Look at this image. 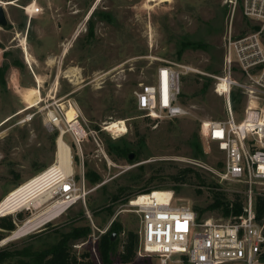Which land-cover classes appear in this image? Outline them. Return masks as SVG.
<instances>
[{
  "label": "rangeland",
  "instance_id": "1",
  "mask_svg": "<svg viewBox=\"0 0 264 264\" xmlns=\"http://www.w3.org/2000/svg\"><path fill=\"white\" fill-rule=\"evenodd\" d=\"M0 2L7 19L0 27V200L55 162L59 132L48 125L49 108L66 112L65 107L72 106L88 132L80 150L69 135L63 136L71 148L76 193L84 194V203L77 201L13 238L12 232L50 201L0 215L10 216L15 224L9 232L0 228V251L41 249L73 226H88L89 234L73 242L70 253L76 256L74 264H98L99 238L115 220L123 231L114 238L115 252L109 259L121 264L124 233L133 231L139 237V216L129 205L137 195L153 189L170 191L172 202L193 208L198 219H226L220 208L211 207L215 191L227 199L239 196L245 203L244 183L222 176L224 152L201 135L202 121L224 120L227 115L226 98L214 91V76L224 72L227 30L231 25L233 35L240 36L254 27L238 5L232 12L230 0ZM32 2L35 11L30 16L25 7ZM168 61L192 68L182 78L179 95L189 113L173 119L142 116L135 107L134 90L151 82L156 68ZM232 78L242 80L237 71ZM203 83L208 85L201 92ZM29 87H38L41 100L23 110V92ZM232 90L240 92L237 87ZM244 102L242 95L234 108L230 94L237 119ZM116 120L120 123L114 130L104 129V123ZM121 141L129 149L127 156L118 158L107 145ZM94 175L99 178L91 182ZM252 189L254 195L264 192V181ZM54 198L60 199L59 194ZM92 233L98 236L94 243ZM25 260L16 255L2 264ZM126 264H158V258L135 254Z\"/></svg>",
  "mask_w": 264,
  "mask_h": 264
},
{
  "label": "built area",
  "instance_id": "2",
  "mask_svg": "<svg viewBox=\"0 0 264 264\" xmlns=\"http://www.w3.org/2000/svg\"><path fill=\"white\" fill-rule=\"evenodd\" d=\"M230 3L232 12L238 5L256 27L240 36L233 35L231 25L228 28L224 72L214 76V91L226 98L227 115L224 120L202 121L201 135L205 142H217L224 152L222 176L244 183L243 212L222 220L198 219L193 208L174 204L172 194L166 201L156 200L153 191L130 199L140 222L135 254L154 255L158 264H264V221L255 219L252 189L253 184L264 181V0ZM189 71L191 67L176 62L159 65L152 81L134 90L136 109L142 116L156 119L187 115L189 110L179 102V95L182 78ZM234 71L242 80L232 78ZM234 87L245 98L239 119L230 106ZM46 115L48 125L62 137L69 135L80 150L88 132L78 113L68 120L58 107L49 108ZM75 185L72 171L56 188L65 209L80 200L84 203V194H77ZM90 237L93 243L98 239L93 233ZM97 263L101 264L98 258Z\"/></svg>",
  "mask_w": 264,
  "mask_h": 264
},
{
  "label": "trees",
  "instance_id": "3",
  "mask_svg": "<svg viewBox=\"0 0 264 264\" xmlns=\"http://www.w3.org/2000/svg\"><path fill=\"white\" fill-rule=\"evenodd\" d=\"M256 27V26H254ZM2 74V71H0ZM207 83H203L200 88L201 92H204L207 87ZM236 91V92H234ZM231 100L234 104L240 103L242 100V93L237 90L231 91ZM129 146L125 141L120 143H109L107 145V150L109 153L113 154L115 157L122 158L127 156L126 152ZM201 153V147L196 143V154ZM189 169V168H188ZM184 169V170H188ZM89 173L86 172L87 178H89ZM98 175H94L91 182L98 180ZM264 193V192H263ZM255 195L253 204L255 210V219L258 222L264 221V194ZM116 195L114 196V198ZM211 207H217L221 210V216L224 218H229L232 216H238L243 212V204L239 199V196L233 199H227L222 196L219 192L215 191L213 195V203ZM201 215V212L198 213ZM0 228L6 232H9L15 228V224L10 216L0 217ZM90 228L88 226L71 227L67 232L60 234L59 239L45 247L37 250H32L30 246H26L22 250L16 252H6L4 250L0 251V264L5 260H9L16 255H22L25 257L24 264H74L76 263V256L70 253V245L78 239H84L89 234ZM122 226L119 222L113 221L109 229L103 233L98 241V252L101 257L103 264H111L109 257L115 252V241L114 237L122 232ZM115 234V235H114ZM3 235H0V239ZM113 239V240H112ZM138 245V235L133 231H127L124 233L122 250L119 253V258L121 264H126L130 262L135 256V250Z\"/></svg>",
  "mask_w": 264,
  "mask_h": 264
},
{
  "label": "bare ground",
  "instance_id": "4",
  "mask_svg": "<svg viewBox=\"0 0 264 264\" xmlns=\"http://www.w3.org/2000/svg\"><path fill=\"white\" fill-rule=\"evenodd\" d=\"M25 10L28 15L32 16L35 11L33 2L26 6ZM22 45L26 57L29 59L26 43L23 41ZM40 82L41 81L38 80L39 86ZM40 100L41 97L38 87H29L25 89L23 92V101L25 102V107L23 110L35 106ZM71 109L72 106H70V109L65 107L64 110L66 111L65 115L67 114L66 117L68 120L73 119L76 114V110L73 108L72 112ZM118 123H120V121L117 120L106 122L104 123V129L114 130V126ZM55 152L56 160L52 165H49L48 168L26 180L18 187L16 186V188L10 190V192H8L0 200V215L13 213L20 208H28L35 202L44 204L50 201L45 206V208L36 214L34 213V215H31V217L28 218L23 225L18 226V228L12 232V238L21 236L31 230H34L38 226L60 215L65 209L66 204L62 203L59 199L55 200L54 196L57 186L63 183V180L73 171V162L71 148L69 144L63 139L61 134L57 138ZM152 191L153 193L151 196L160 201H166L171 195L170 191H165L162 189H153Z\"/></svg>",
  "mask_w": 264,
  "mask_h": 264
},
{
  "label": "water",
  "instance_id": "5",
  "mask_svg": "<svg viewBox=\"0 0 264 264\" xmlns=\"http://www.w3.org/2000/svg\"><path fill=\"white\" fill-rule=\"evenodd\" d=\"M9 3V2H8ZM7 24V19H6V16H5V11H4V6H3V3L2 2H0V27L1 26H5ZM132 157H133V154L132 153H130L129 155H128V159L130 160V159H132ZM115 235V234H114ZM115 237H116V235H115ZM114 237V238H115ZM113 240V239H112Z\"/></svg>",
  "mask_w": 264,
  "mask_h": 264
},
{
  "label": "snow or ice",
  "instance_id": "6",
  "mask_svg": "<svg viewBox=\"0 0 264 264\" xmlns=\"http://www.w3.org/2000/svg\"><path fill=\"white\" fill-rule=\"evenodd\" d=\"M186 230V229H185Z\"/></svg>",
  "mask_w": 264,
  "mask_h": 264
}]
</instances>
